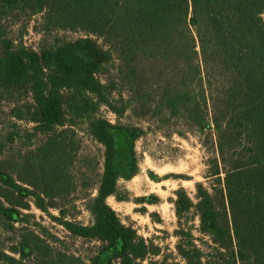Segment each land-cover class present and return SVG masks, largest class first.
<instances>
[{
  "label": "trees",
  "instance_id": "trees-1",
  "mask_svg": "<svg viewBox=\"0 0 264 264\" xmlns=\"http://www.w3.org/2000/svg\"><path fill=\"white\" fill-rule=\"evenodd\" d=\"M0 4L44 12L47 29H81L100 38L116 54L117 80L135 106L151 111L155 105L194 130H209L210 187L196 183L195 203L183 189L177 192L178 253L185 264H264V0H0ZM6 45L0 57L1 79L11 84L25 80L34 93L44 87L32 121L37 129L51 133L49 143L38 150L50 154L42 155L40 162L35 155L24 170L50 183L44 194L52 199L63 184L54 138L56 128L65 124L66 103L82 115L95 112L99 104L117 111L99 76L106 64L81 57L69 43L39 51ZM88 129L104 149L103 175L89 206L94 221L83 225L67 220L64 227L74 236L100 241L118 264H141L151 246L105 201L116 192L117 133L123 129L133 141L137 129L96 116ZM41 168L38 176L35 170ZM2 175L16 192L27 190L10 173ZM28 183L37 186L35 180ZM38 197V207L44 209V200ZM192 209L198 231L211 241L206 255L181 223V216ZM17 213L16 206L0 201V215L11 220ZM0 260L22 264L1 249Z\"/></svg>",
  "mask_w": 264,
  "mask_h": 264
},
{
  "label": "rangeland",
  "instance_id": "rangeland-1",
  "mask_svg": "<svg viewBox=\"0 0 264 264\" xmlns=\"http://www.w3.org/2000/svg\"><path fill=\"white\" fill-rule=\"evenodd\" d=\"M0 16V57L6 42L14 48L36 51L69 43L81 57L106 64L99 76L106 82L108 98L117 109L113 111L99 104L95 112L82 115L66 103L65 124L56 128L54 138L60 148L63 184L59 195L50 199V195L44 194V187L50 183L39 181L34 173L30 176L24 170L33 163L35 155L39 154L36 159L40 162L42 155L50 154L47 150H38L49 143L47 138L51 133L37 129L32 121L44 87L34 93L25 80L11 84L0 77V201L6 206H16L19 211L11 220L0 215V249L22 260V264H108V260L109 264H118L111 258V252L102 250L100 241L74 236L64 227L67 220L83 225L94 221L90 199L97 194L104 157L102 145L88 129L89 120L96 116L137 129V138L133 141L123 129L117 133L116 192L105 201L122 223L132 226L151 246L141 264H185L177 250L180 240L176 230L180 224L175 201L177 192L183 189L195 203L197 182L210 187L209 130H194L179 117H171L155 105L150 107L151 111L135 106L128 90L117 80L116 54L100 38L81 29H47L43 23L44 12L30 8H5L0 4ZM45 79L46 76H41V80ZM62 92L67 94L64 89ZM50 156L47 155L46 161H50ZM35 171L38 176L42 175V168ZM4 172L10 173L27 190L16 192L3 181ZM34 180L37 186L28 183ZM38 196L44 200V209L38 207ZM181 219L184 228L193 235L192 242L208 254L211 241L198 231L195 211L184 213ZM0 264L8 263L0 260Z\"/></svg>",
  "mask_w": 264,
  "mask_h": 264
}]
</instances>
